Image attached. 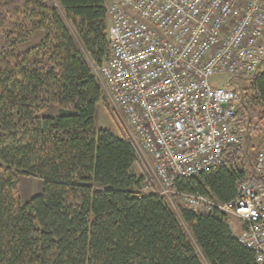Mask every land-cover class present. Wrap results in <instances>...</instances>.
<instances>
[{
    "label": "trees",
    "instance_id": "1",
    "mask_svg": "<svg viewBox=\"0 0 264 264\" xmlns=\"http://www.w3.org/2000/svg\"><path fill=\"white\" fill-rule=\"evenodd\" d=\"M107 1L0 0V264H260L228 213L176 208L155 191L92 66L111 54ZM235 94L243 141L180 190L225 203L240 182L264 185L254 143L264 141V70L237 78ZM100 103L121 135L97 127ZM22 176L43 180L27 201Z\"/></svg>",
    "mask_w": 264,
    "mask_h": 264
},
{
    "label": "built area",
    "instance_id": "2",
    "mask_svg": "<svg viewBox=\"0 0 264 264\" xmlns=\"http://www.w3.org/2000/svg\"><path fill=\"white\" fill-rule=\"evenodd\" d=\"M106 7L111 54L94 71L141 155L152 160L155 191L175 207L180 197L197 212L240 218V241L264 264V185L240 182L225 203L178 188L223 164L226 148L244 139L236 79L264 62V0H108ZM215 75H227L225 85L213 84ZM255 169L264 175V141ZM151 188L145 182L143 194Z\"/></svg>",
    "mask_w": 264,
    "mask_h": 264
},
{
    "label": "rangeland",
    "instance_id": "3",
    "mask_svg": "<svg viewBox=\"0 0 264 264\" xmlns=\"http://www.w3.org/2000/svg\"><path fill=\"white\" fill-rule=\"evenodd\" d=\"M3 44V39L0 37V49L2 47ZM93 68L96 70L98 67L96 64L92 63ZM261 70H264V63L262 64ZM228 76L227 75H215L212 77V83L216 84L218 86H223L225 85V82L227 81ZM241 85L243 87H245L246 85H248V81L247 80H242L241 81ZM107 95V94H106ZM108 97V95H107ZM96 125L99 128H107L110 129L112 132H114L117 135H121L122 134V124L121 121L119 120L118 116L116 115V113L112 110V108H109L107 106H105L103 103H100V105L98 106V110L96 113ZM255 143V155L257 153V150L260 146L261 139L260 137H257L254 141ZM142 159L144 160V162L146 163V165L148 166L149 170L151 171V173L154 175V171H153V162L149 157H146L145 155H141ZM134 170L138 173V174H142L145 170V164L138 162L135 164L134 166ZM21 189H22V197L24 201L30 200L33 196L39 194V192L42 191L43 189V180L39 177H35V176H22V184H21ZM179 201H181L183 204H185L182 199L180 197H177V203H176V208L179 205ZM230 223L232 224V226L234 228H236L235 232L238 234L239 229L237 228V224H235V221H237V223L242 222L240 220V218L238 217H234V216H230Z\"/></svg>",
    "mask_w": 264,
    "mask_h": 264
},
{
    "label": "crops",
    "instance_id": "4",
    "mask_svg": "<svg viewBox=\"0 0 264 264\" xmlns=\"http://www.w3.org/2000/svg\"><path fill=\"white\" fill-rule=\"evenodd\" d=\"M235 224H237V228L239 229L238 235L243 234L245 232V229H246L245 224L243 222H240V221H239V223H237V221H235ZM233 229H234V231L236 230V228H234V227H233Z\"/></svg>",
    "mask_w": 264,
    "mask_h": 264
}]
</instances>
